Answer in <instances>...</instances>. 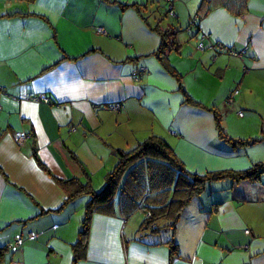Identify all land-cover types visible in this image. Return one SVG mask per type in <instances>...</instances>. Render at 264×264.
Segmentation results:
<instances>
[{"label":"crops","instance_id":"0c3cea01","mask_svg":"<svg viewBox=\"0 0 264 264\" xmlns=\"http://www.w3.org/2000/svg\"><path fill=\"white\" fill-rule=\"evenodd\" d=\"M239 5L0 0V264H264V173L209 182L174 232L114 200L90 215L76 260L72 247L88 192L150 136L197 174L264 163V0Z\"/></svg>","mask_w":264,"mask_h":264},{"label":"trees","instance_id":"16d2710c","mask_svg":"<svg viewBox=\"0 0 264 264\" xmlns=\"http://www.w3.org/2000/svg\"><path fill=\"white\" fill-rule=\"evenodd\" d=\"M244 3L245 0H240L238 9H242ZM171 30L172 28H169L161 32L162 44L165 46L174 35V31ZM217 127L219 134L226 138L218 117ZM257 140L254 138L251 141ZM233 143H244V141L236 140ZM262 173H264V163L255 164L242 171L193 173L185 168L165 140L150 136L128 152L119 151L116 165L105 176L104 187L100 191L88 192L90 197L86 203L85 217L79 237L72 246L74 259L79 258L84 252L90 215L98 209L111 206L114 200L125 210V214L134 210L143 213L141 228L154 231L170 227L174 232L185 206L194 197L200 195L209 182L226 177L234 182L256 180ZM84 189L86 186H79L75 193L83 192ZM167 242L170 244L171 252L174 253L177 246L173 235Z\"/></svg>","mask_w":264,"mask_h":264},{"label":"built area","instance_id":"2783aa9c","mask_svg":"<svg viewBox=\"0 0 264 264\" xmlns=\"http://www.w3.org/2000/svg\"><path fill=\"white\" fill-rule=\"evenodd\" d=\"M168 12H169V14H171V15L173 14V13H172V10H171L170 7L168 8ZM192 23H194V19L192 20ZM99 30L101 31L102 29H99ZM219 46L222 48L221 45H219ZM197 47H198L199 49H203V44H202V42L198 43ZM229 53H231L232 55L242 56V55H244V54L246 53V49L244 48V49H241V50H239V51H232V50H230ZM234 93H235V92H233L231 95H229V96L227 97L226 101H227L228 103H231V101H232V96H233ZM23 98H24V97H23ZM25 98H26V97H25ZM35 99H36V100H42V101H44V102H48V101H49L48 98L45 97L44 95H39V96L36 97ZM118 107H119L118 105H113V106H111V108H113V109H117ZM237 114H238L239 116H241L243 113H242V111H238ZM14 137H15V140L17 141V143H22V142L26 139L27 134H24V133H22V132H17V133H15ZM245 232H246V233H249L248 230H246ZM21 242H22V238H21V237H18V238L15 240V243H14V244H12V245H7V247H14V246H17V245H19Z\"/></svg>","mask_w":264,"mask_h":264},{"label":"rangeland","instance_id":"374dc122","mask_svg":"<svg viewBox=\"0 0 264 264\" xmlns=\"http://www.w3.org/2000/svg\"><path fill=\"white\" fill-rule=\"evenodd\" d=\"M169 17H170V16H167L166 19H169ZM230 120H232V119H230ZM137 218H139V219L142 218L138 212L134 213V215L131 216V218H130V220H129L131 223L129 222V224H130V225H134L135 219H137Z\"/></svg>","mask_w":264,"mask_h":264}]
</instances>
